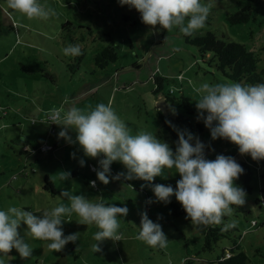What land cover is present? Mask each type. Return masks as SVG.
Wrapping results in <instances>:
<instances>
[{"label":"rangeland","instance_id":"374dc122","mask_svg":"<svg viewBox=\"0 0 264 264\" xmlns=\"http://www.w3.org/2000/svg\"><path fill=\"white\" fill-rule=\"evenodd\" d=\"M47 8L55 10L56 15L48 20L28 19L26 16L8 8L6 0H0V210L19 207L40 215L44 210L63 203L69 205L61 191L67 189L72 194H83L92 202L127 206L126 217H118L122 241L106 239L99 243L102 251L93 252L97 243L94 234L95 224L84 225L77 221L73 213L63 223L65 235L79 232L76 243L69 242L63 251L55 252L48 248L51 241L32 237L22 225L20 234L33 249L32 255L21 259L13 250L8 256L0 253V259L8 264H210L218 252L228 251L238 245L244 250L248 260L245 264H264V198L261 204L255 203L257 197H264V159L253 160L250 155L240 154L238 146L228 140L211 138L210 129L197 119L195 107L199 95L194 91L202 83H232L214 66L208 65L197 53L196 47L186 43L178 28L168 32L159 26L153 29L141 21L140 13L127 5L121 6L118 0H39ZM207 3L208 0H201ZM205 26L196 31L203 34L212 31L213 35L234 42H241L260 53L258 67H264V0H213ZM250 4L251 18L246 22L233 24L227 17L239 7ZM89 26L97 42L102 38L114 41L118 56L117 62L108 65L102 72L89 74L91 50L79 70L71 74L67 67V56L58 42V30L64 21ZM15 25V26H14ZM162 41L158 43V39ZM30 68V69H27ZM170 77L166 86L173 89L174 102L163 101L172 112V123L176 129L191 132L207 146L206 158L216 155L232 156L238 162L244 159L253 174L252 193L246 196L245 212L233 207L228 222L236 221L240 230L228 237H221L214 251L201 250L202 236L196 232L195 223L185 214L174 216L170 203H148L155 201L150 186L143 180H112L105 185L97 179L98 159L84 156L78 143L69 144L58 138L60 126L54 124L53 131L48 122L49 112L62 104L65 109L72 106L88 109L97 104H111L116 114L128 125L133 134L148 131L169 143L175 151L178 140L170 135L161 138L160 121L155 116L158 95L153 94V74ZM46 74V75H45ZM181 92L188 96L193 109L185 114L179 105ZM65 97L68 103L64 104ZM177 105V107H176ZM174 109H177L173 111ZM166 110V107H165ZM189 117L191 126L178 123L175 113ZM164 115V114H163ZM166 115V114H165ZM197 125L202 127L196 131ZM69 134L75 140L76 133ZM6 137V138H5ZM13 139L9 146L8 141ZM28 139L30 148H37L35 154H20V140ZM15 141V142H14ZM12 143V142H11ZM194 143V142H193ZM51 149L40 150L41 145ZM75 153V157H73ZM85 165L80 166L79 160ZM70 171L71 179L61 181L58 173ZM126 172L123 164L113 162L111 175ZM164 178L158 176L152 183L171 184L176 187L180 179L175 169H164ZM45 177L50 185L45 182ZM90 181H96L91 187ZM47 187L43 188V186ZM54 189L51 191V189ZM53 192V193H52ZM171 201L181 205L173 195ZM39 210V212L37 211ZM162 226L168 240L166 248H153L137 239L140 231L141 213ZM252 219L258 225H251ZM257 249H262L261 255ZM215 264V263H211Z\"/></svg>","mask_w":264,"mask_h":264},{"label":"clouds","instance_id":"9594fccd","mask_svg":"<svg viewBox=\"0 0 264 264\" xmlns=\"http://www.w3.org/2000/svg\"><path fill=\"white\" fill-rule=\"evenodd\" d=\"M6 2L8 8L28 19L48 20L56 15L54 9L45 7L39 0ZM118 3L136 9L142 23L153 29L159 26L172 32L178 28L185 36L203 28L214 7L213 0L207 3L201 0H118ZM63 54L77 57L83 55V51L79 44H69ZM194 91L199 95L195 105L197 119L210 129L213 140H228L238 146L240 154L250 155L253 160L264 159V82H204ZM67 103L65 97L64 104ZM49 119L61 128L58 138L69 144L78 143L84 156L98 159L96 176L100 182L107 185L110 177L112 180H143L147 185L142 184L141 188L150 186L156 198L155 201L149 199L148 203L168 204L174 195L195 224L219 225L225 216H232L233 205L241 207L246 203V191L234 183L244 173L243 167L232 156L218 154L215 159L206 158L207 146L191 132L177 129L179 139L173 151L169 143L151 132L141 130L133 134L111 104L103 103L88 109L75 106L65 109L62 104L50 110ZM70 130L76 133L75 140ZM72 155L75 157V153ZM113 162L122 163L126 172L111 175ZM79 164L83 167L84 159H80ZM165 168H174L179 174L175 188L171 184L152 183L158 176L167 178L163 174ZM58 175L61 181L71 179L70 171H61ZM89 183L91 187L96 186V181ZM60 195L70 204L61 203L40 215L14 206L0 210V253L8 256L15 250L21 259L32 255L33 249L20 234L22 225H26L32 237L51 241L47 245L50 250L63 251L69 242L76 243L79 239V232L65 235L63 231V223L71 221L64 217L70 218L73 213L79 217L77 223L97 226L93 252L102 251L99 243L106 239L123 240L118 217L128 215L127 206L92 202L85 195L72 194L67 189ZM235 226L233 220L224 225V230ZM139 227L137 239L153 248L167 247L169 239L162 226L153 222L146 212L141 213ZM0 264H6L5 260L0 259Z\"/></svg>","mask_w":264,"mask_h":264},{"label":"trees","instance_id":"16d2710c","mask_svg":"<svg viewBox=\"0 0 264 264\" xmlns=\"http://www.w3.org/2000/svg\"><path fill=\"white\" fill-rule=\"evenodd\" d=\"M251 14L252 7L250 6V4H247L243 7H239L237 10H235L234 13H230L227 17L229 18L231 23L237 24L249 20L251 18ZM182 36L186 43H189L196 47L199 56L204 59V61H206L209 66H214L217 71H219L224 77L231 80L232 82H239L242 84H256L264 82V67H258V61L261 59L260 53L254 50H249L245 44L218 38L213 35L212 31H206L200 35L194 32L191 36H185L182 33ZM57 39L60 43L59 45L62 51L69 44H79L82 48L83 55L77 57L67 56V67L69 66L68 71L71 74L75 73V70H79L81 63L86 60L88 50L92 51L89 58V64L91 66V71L89 72V74L95 73L96 71L102 72L103 70L107 69L109 64L113 62L115 63L118 60L115 43L114 41H111L109 37L106 39L102 38L100 41H104L105 43H103L102 45H97L95 46L96 48L93 49V46L97 42V37L93 35L92 30L89 26H85L83 24H74L70 21L65 20L64 23H62L61 28H59L58 30ZM161 41L162 37L158 39V43H160ZM261 49H264V46H262ZM169 79L170 77L163 76L157 73L153 74L152 79L154 83V88L152 90L153 94H156L158 95L157 97L162 98L165 104L174 102L173 89L168 88L169 86L165 87L168 82L167 80ZM178 102L179 105H183L178 107L180 109H184L186 115L193 112V109L189 106L188 96H185L184 94H182V92L180 101ZM165 107L166 115H163V113L159 109H157V111L155 112V116L160 121L161 129H159V132L161 135L159 136L163 138L167 135H170L171 139L178 140L179 136L177 133V129L173 127L172 123V112L168 111V105H166ZM175 110L177 109H174L173 111ZM175 118L177 119L176 121L178 123L191 126L189 117L180 114L178 111L175 113ZM166 121L171 123L169 124ZM200 130H202V127L200 125H197L196 131L199 132ZM12 140L13 139L8 141L9 146L13 144ZM19 142L21 146V150L19 151L20 154H35L36 151H39L35 147H29L28 139H23ZM238 163L243 167L245 171L240 175L239 179L234 181V183L237 186L243 187L247 195H249L252 193L253 186V174L251 171L252 169L244 159H241L240 161H238ZM45 182L50 185V182L46 177ZM43 188H45V190L47 189L45 185L43 186ZM52 190L54 189L52 188L51 191ZM262 198L264 197H257L255 199V203L258 205H262ZM232 207L245 212L244 205L241 207L233 205ZM170 208V211L174 216H179L182 214H185L187 216L182 205H179L175 201L170 202ZM228 218L229 217L225 216L223 218V222L219 225L195 224L196 232L199 233L203 238V242L200 246L201 250L206 252L214 251V249H216L215 244H217L218 240L221 237H228L229 234L234 233V231H238L240 233V230L237 226L224 230V225L228 224ZM250 223L251 225L255 226L258 225L259 222L252 219ZM260 225H264V220ZM257 251L259 255H261L263 252L262 249H257ZM261 256L264 257V254H262ZM247 260L248 257L244 250L239 248L238 245H235L232 246L228 251H226L225 248L221 249L220 252H218L217 257L214 260L210 261V264H245ZM184 261L188 263L189 260L188 258H185Z\"/></svg>","mask_w":264,"mask_h":264},{"label":"water","instance_id":"95a60500","mask_svg":"<svg viewBox=\"0 0 264 264\" xmlns=\"http://www.w3.org/2000/svg\"><path fill=\"white\" fill-rule=\"evenodd\" d=\"M157 109H159L163 114H165V112H166L162 98H160L159 102L157 103Z\"/></svg>","mask_w":264,"mask_h":264},{"label":"built area","instance_id":"2783aa9c","mask_svg":"<svg viewBox=\"0 0 264 264\" xmlns=\"http://www.w3.org/2000/svg\"><path fill=\"white\" fill-rule=\"evenodd\" d=\"M48 122L51 124L50 126H51V130H50V132H52L53 131V125H54V123H51V121H50V119H49V117H48ZM40 149L41 150H44V149H51V146L50 145H47V144H44V145H42L41 147H40Z\"/></svg>","mask_w":264,"mask_h":264},{"label":"crops","instance_id":"0c3cea01","mask_svg":"<svg viewBox=\"0 0 264 264\" xmlns=\"http://www.w3.org/2000/svg\"><path fill=\"white\" fill-rule=\"evenodd\" d=\"M0 107H2L1 104H0ZM5 138H6V137H5Z\"/></svg>","mask_w":264,"mask_h":264}]
</instances>
